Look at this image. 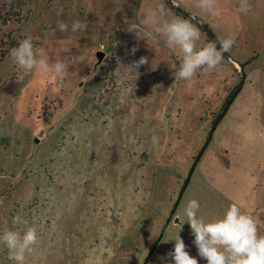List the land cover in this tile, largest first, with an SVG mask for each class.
<instances>
[{"label": "rangeland", "instance_id": "obj_1", "mask_svg": "<svg viewBox=\"0 0 264 264\" xmlns=\"http://www.w3.org/2000/svg\"><path fill=\"white\" fill-rule=\"evenodd\" d=\"M166 2L0 0V236L35 229L22 264H174L169 239L182 225L186 250L206 264L185 223L192 199L206 220L236 203L264 234V0H247L248 12L244 0H216L219 16L198 0H172L198 21V47L209 33L232 39L227 53L243 66L224 58L193 81L174 80L166 61L179 67L182 53L164 44L159 24L143 23L161 11L160 20L177 18ZM85 18L82 32L57 28ZM29 37L51 63L68 61L63 79L14 64L10 49ZM142 56L148 63L136 80L128 66ZM242 72L243 87L170 218ZM0 264H16L2 240Z\"/></svg>", "mask_w": 264, "mask_h": 264}, {"label": "clouds", "instance_id": "obj_2", "mask_svg": "<svg viewBox=\"0 0 264 264\" xmlns=\"http://www.w3.org/2000/svg\"><path fill=\"white\" fill-rule=\"evenodd\" d=\"M197 7L212 16L220 15L216 0H198ZM240 11H250L247 0L241 4ZM162 14V11L160 14H149L143 23L149 30L159 24L158 33L164 44L175 46L182 53L179 67L175 60L166 61L175 81H193L198 70L212 73L222 64L224 53L231 50L234 40H221L219 47L216 42H208L198 47V41L201 39L199 28L183 18L158 19L157 16ZM57 28L61 32L70 30L76 34L86 30L87 19L72 22L70 29L67 23L57 21ZM128 30L136 33L134 28ZM136 51L137 48L133 47L131 54ZM9 55L25 75L39 70L41 73H52L63 79L69 72L70 66L66 59L51 63L30 37L19 41L17 47L10 49ZM147 63V57L142 56L128 66L136 80L141 75L140 67ZM152 142L158 143V137L153 135ZM199 209L200 204L196 199L188 201L184 208L185 223L190 226L194 236L193 244L206 264H264V234H260L257 221L251 214L242 211L239 205L233 203L219 218L206 220L198 214ZM13 223L19 225L24 221L15 217ZM180 231L169 239L174 241V250L167 253V257L174 261V264H198V260L186 250L187 246L179 234ZM0 240L8 250L9 260L22 264L25 253L31 251L36 243L37 234L31 227H28L23 235L18 231L7 230L0 236Z\"/></svg>", "mask_w": 264, "mask_h": 264}, {"label": "water", "instance_id": "obj_3", "mask_svg": "<svg viewBox=\"0 0 264 264\" xmlns=\"http://www.w3.org/2000/svg\"><path fill=\"white\" fill-rule=\"evenodd\" d=\"M167 2L170 4L171 7L176 8L178 10H181V8L178 7V6H176L172 2V0H167ZM187 18L189 20H191V21H194L195 23H198V21L195 18H193L192 16H190V15H187ZM215 42L217 43V47H219V42H217L216 40H215ZM224 57L227 58V59H229V60H231V61H233L235 64H237L240 67L241 71H243V66L240 65L239 63H237L236 61H234L228 53H224ZM244 82H245V74H243V72H242L241 73L240 84L238 85V87L235 89V91L233 92V94L229 98L226 106L224 107V109L220 113L219 117L213 123L212 128L210 130V133H209V135H208V137L206 139V142L204 143L203 147L201 148L198 156L195 158V161H194V163H193V165H192V167H191V169L189 171V174H188L187 179H186V182H185V184H184V186L182 188V191H181V193L179 195V198H178V200H177V202H176V204H175V206H174V208L172 210V213L170 215V218H173V216H174V214L176 212V209L178 207V204H179V202H180V200L182 198V195H183L184 191L186 190V188H187V186H188V184H189V182L191 180V177H192V175H193V173H194V171H195V169H196V167H197V165H198V163H199L202 155L204 154L205 150L207 149V147L209 146L210 142L213 139V135H214V132H215L217 126L222 121V119L225 117V115L228 112L229 108L231 107V105L233 104L234 100L236 99L237 95L240 93V91H241V89L243 87ZM176 222H178V219H176Z\"/></svg>", "mask_w": 264, "mask_h": 264}, {"label": "trees", "instance_id": "obj_4", "mask_svg": "<svg viewBox=\"0 0 264 264\" xmlns=\"http://www.w3.org/2000/svg\"><path fill=\"white\" fill-rule=\"evenodd\" d=\"M166 8L171 12V13H173L177 18H183V19H186V20H189L188 18H187V15L188 14H185V12L183 11V10H178V9H176V8H173V7H171L170 6V4L168 3V2H166ZM193 25H196V23L194 22V21H191V20H189ZM207 29V28H206ZM205 29V30H206ZM208 30V29H207ZM207 37H208V41L209 42H215V37H214V35H212L211 33H209V34H207ZM225 58V57H224ZM236 89V88H235ZM235 89L233 90V92L235 91ZM233 92L230 94V95H228V97L226 98V100H225V103H224V105L222 106V109H224V107L226 106V104H227V102H228V100H229V98L231 97V95L233 94ZM183 188V187H182Z\"/></svg>", "mask_w": 264, "mask_h": 264}, {"label": "crops", "instance_id": "obj_5", "mask_svg": "<svg viewBox=\"0 0 264 264\" xmlns=\"http://www.w3.org/2000/svg\"><path fill=\"white\" fill-rule=\"evenodd\" d=\"M236 66H238V65H236Z\"/></svg>", "mask_w": 264, "mask_h": 264}]
</instances>
